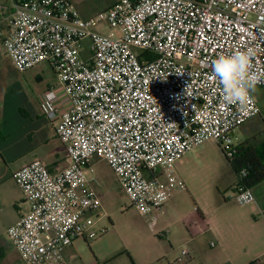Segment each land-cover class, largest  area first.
Masks as SVG:
<instances>
[{"label": "built area", "instance_id": "2783aa9c", "mask_svg": "<svg viewBox=\"0 0 264 264\" xmlns=\"http://www.w3.org/2000/svg\"><path fill=\"white\" fill-rule=\"evenodd\" d=\"M2 21L0 51L11 66L22 73L46 63L55 74L38 101L65 153L54 171L34 159L13 173L29 210L6 236L25 264H68L65 247L96 238L104 214L87 177L96 160L154 220L185 189L175 171L182 156L212 140L232 157L234 130L260 115L252 93L246 106L225 103L212 63L251 47L252 70L264 72V0H118L86 19L69 0H9ZM232 199L246 206L254 196L238 188ZM187 256L183 245L180 261Z\"/></svg>", "mask_w": 264, "mask_h": 264}, {"label": "rangeland", "instance_id": "374dc122", "mask_svg": "<svg viewBox=\"0 0 264 264\" xmlns=\"http://www.w3.org/2000/svg\"><path fill=\"white\" fill-rule=\"evenodd\" d=\"M116 1L69 0L77 12H101ZM103 32L110 35L115 31L105 29ZM89 43V39L82 40V59L89 55ZM37 74L40 79L36 78ZM51 84L56 85V77L46 63L20 73L8 59L0 58V118L8 125L26 120L24 111L31 112L37 95ZM255 90L263 92L261 88ZM255 98L258 104L262 102L259 97ZM262 129V119L255 117L235 130L231 144L236 147L240 140ZM175 171L185 189L173 190L169 200L153 212L152 220L130 206L110 168L104 161L96 160L88 168L87 177L91 180L104 215L97 220L96 238L76 240L63 251L68 264H181L183 244L187 249L196 246L208 252L206 241L209 237L205 235L200 240L189 242L184 224L198 212L196 204L204 207V213L218 225L225 222V209L240 211L238 204L229 199L233 196L231 187L234 173L221 147L212 140L195 146L182 156L175 163ZM224 201L229 204L222 209L220 204ZM4 232L0 225V247L4 243Z\"/></svg>", "mask_w": 264, "mask_h": 264}, {"label": "crops", "instance_id": "0c3cea01", "mask_svg": "<svg viewBox=\"0 0 264 264\" xmlns=\"http://www.w3.org/2000/svg\"><path fill=\"white\" fill-rule=\"evenodd\" d=\"M8 3L9 0H0V9ZM99 12L78 13L81 18L86 19ZM0 28L7 32L8 21H2ZM103 31L105 29L100 30ZM0 58L8 59L1 51ZM36 78L40 79V75L37 74ZM53 85H47L40 94ZM40 94L37 95L31 112L24 111L26 120L8 125L0 118V225L2 231H5L4 243L0 247V261L4 264H25L6 236L7 229L29 210L20 188L13 179V173L34 159L41 160L50 171L65 165L64 148L56 136L53 125L41 113L38 101ZM252 94L262 99V102L257 103L260 109V115L257 117H260L264 124V90L263 92L254 90ZM234 133L235 130L233 137ZM262 142L264 129L243 138L237 146L241 144L256 146ZM235 183L234 175L232 192L235 191ZM250 190L254 201L246 206L238 205L241 208L238 213L225 209V222L221 225L217 222L214 224L213 219L204 213V207L196 204L198 212L185 222L186 225L184 224L189 235L188 241L200 240L207 235L209 240L206 241V245L209 251L196 246L189 248L188 256L181 264H250L255 260H260L264 264V179ZM228 204V201H224L220 206L224 209ZM67 248L65 247L63 251Z\"/></svg>", "mask_w": 264, "mask_h": 264}, {"label": "clouds", "instance_id": "9594fccd", "mask_svg": "<svg viewBox=\"0 0 264 264\" xmlns=\"http://www.w3.org/2000/svg\"><path fill=\"white\" fill-rule=\"evenodd\" d=\"M254 48L222 54L212 63L213 77L218 79L227 104L246 106L256 86L264 82V72L252 70Z\"/></svg>", "mask_w": 264, "mask_h": 264}, {"label": "trees", "instance_id": "16d2710c", "mask_svg": "<svg viewBox=\"0 0 264 264\" xmlns=\"http://www.w3.org/2000/svg\"><path fill=\"white\" fill-rule=\"evenodd\" d=\"M225 158L236 177L234 190L250 189L264 179V142L256 146H236V153ZM243 170L245 175L242 174Z\"/></svg>", "mask_w": 264, "mask_h": 264}]
</instances>
